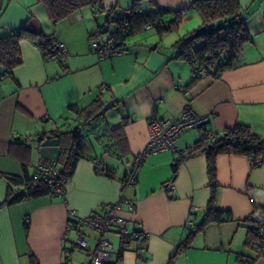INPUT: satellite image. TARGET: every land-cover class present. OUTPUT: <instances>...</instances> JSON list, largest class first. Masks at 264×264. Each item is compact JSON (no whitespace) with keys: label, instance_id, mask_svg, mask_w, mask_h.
<instances>
[{"label":"crops","instance_id":"0c3cea01","mask_svg":"<svg viewBox=\"0 0 264 264\" xmlns=\"http://www.w3.org/2000/svg\"><path fill=\"white\" fill-rule=\"evenodd\" d=\"M139 1L143 11L179 10L176 35L143 36L154 30L146 29L124 39L126 53L101 58L91 43L114 32L105 14L109 10L126 14L132 0H90L56 24L43 0H0V36L29 23L37 34L63 41L67 50V57L46 60L39 39L23 38L18 43L20 64L6 72L0 63V264H33L30 255L37 264H82L95 247L96 233L83 227L88 245L75 248L79 235L75 224L91 213L105 214L109 204H117L116 213L130 231L146 235L130 241L120 264H168L205 213L210 196L207 164L204 154L186 158L174 177V153L161 151L147 155L137 166L133 185L122 183L120 177L136 168L135 158L147 141L148 120L174 119L189 106L209 114L213 132L243 124L264 134V0H239L252 42L244 46L234 66L218 77H201L192 86L188 65L174 56L179 38L202 26L191 9L193 0ZM100 29L106 32L99 33ZM96 100L103 105L113 100L121 109L117 123L126 121L129 154L121 160L102 154L101 124L93 120L82 131L91 156L99 160L80 158L63 195L44 194L2 205L8 192L2 175L22 176L21 160L28 161L29 174L51 160L53 153L49 146H40V136L74 128L82 120L73 109ZM198 135L197 128L182 133L176 140L178 150L186 153ZM102 166L113 169L114 178L97 173ZM216 172L215 206L229 211L232 220L210 224L195 234L172 264H264V255L252 249L255 237L247 220L253 206L264 210V164L252 167L246 156L219 155ZM109 236L118 248V236L114 232Z\"/></svg>","mask_w":264,"mask_h":264},{"label":"trees","instance_id":"16d2710c","mask_svg":"<svg viewBox=\"0 0 264 264\" xmlns=\"http://www.w3.org/2000/svg\"><path fill=\"white\" fill-rule=\"evenodd\" d=\"M43 1L53 24L90 4V0ZM191 9L200 17L202 26H206L207 32L199 36H194V32H192L179 38L176 43L177 52L174 57L184 61L192 75L188 86H192L202 77L199 73L201 69H206V75L208 76L218 77L224 70L232 68L244 46L252 42V35L241 18L242 8L239 0H193ZM181 17L179 10L161 11L154 7L150 11H143L142 3L139 0H132L131 6L126 9L124 15H119L113 10L108 11V22H115L114 33H117L123 45L126 37L145 30L147 24H153V28L160 37L165 33L176 31L181 22ZM159 21L162 24H159ZM104 32L106 31L101 29L99 31V33ZM23 38L39 39V46L43 52L53 43L52 40L37 34L29 23H25L16 29H12L8 34L0 36V63L4 66L6 72H10L13 67L20 64L18 43ZM102 106L103 103L96 100L84 108H74L73 112L77 118L82 120L79 124L74 128L64 127L56 131L43 133L40 136V146H49L53 153L51 160L56 161L58 167L57 180L62 186H65L73 175L76 162L80 158L89 157L99 160L98 157L91 156V146L82 130L84 126L89 125L97 118L95 115ZM125 124L126 121L123 118L119 123L110 127L106 140L101 141L103 144L102 154L117 160H121L129 154L128 143L123 131ZM197 129L199 130L197 139L193 141L186 153H182L179 159L174 160L172 164L173 176H176L184 159L197 154H204L210 196L201 221L178 244L176 254L188 248L195 234L203 232L208 225L232 220L229 211L217 209L215 206L218 189L217 157L219 155H243L250 160L252 167L264 164V134L254 132L247 125L235 124L224 128L220 132H213L208 120L206 123L199 125ZM46 139L48 140L45 142ZM25 150L26 154L29 155L28 149ZM135 164L136 160L134 167ZM21 165L23 168L22 176L2 175L8 183L7 196L2 205H10L44 194L56 196L43 177L38 176L36 172L28 173V161L21 160ZM96 172L108 178H114L115 176V171L108 167L102 166L101 169H96ZM131 172L133 170L120 177L122 183H126V179ZM25 230H28L27 221L25 222ZM251 230L254 233L252 228ZM254 237L252 245L256 242L255 233ZM130 241L132 240L128 239L125 242L126 246ZM124 248L125 246L120 248L118 258H120ZM175 255L169 259L168 264L173 263ZM30 259L33 264H37L32 255H30Z\"/></svg>","mask_w":264,"mask_h":264},{"label":"built area","instance_id":"2783aa9c","mask_svg":"<svg viewBox=\"0 0 264 264\" xmlns=\"http://www.w3.org/2000/svg\"><path fill=\"white\" fill-rule=\"evenodd\" d=\"M159 24H162V22L159 21ZM153 27V24H147L145 30ZM91 50L101 58L118 56L127 52L123 43L119 40V36L114 32L102 39L92 41ZM43 56L46 60L57 59L61 56L67 57L65 43L58 38H54L52 45L43 52ZM199 73L202 77L206 76V69H201ZM208 120L209 114H199L189 106H186L174 119L152 116L148 120L147 141L142 151L136 156V168L128 175L125 185H133L136 182L137 166L149 154L171 151L174 153V160L179 159L182 156V152L177 148V137L185 131L196 129ZM35 172L48 183L52 193L55 195L64 194V186L57 180L58 167L56 161L49 160L47 163L39 164ZM167 186L170 189L173 188L172 183ZM117 208V204H109L106 205L105 214L91 213L77 220L75 227L78 229L79 235L73 247L78 249L87 247L88 237L84 232H81L83 227L96 233L95 247L87 251L86 260L82 264H120L118 254L120 248L126 247L125 242L128 239L141 240L146 236L138 231H130L127 227V221L117 215ZM129 210H134L133 204H129ZM247 220L256 236V242L252 245V249L256 255H264V211L258 206H253ZM70 227L71 225L68 223L66 231H69ZM111 232H114L119 238L118 248L115 247L109 236Z\"/></svg>","mask_w":264,"mask_h":264},{"label":"rangeland","instance_id":"374dc122","mask_svg":"<svg viewBox=\"0 0 264 264\" xmlns=\"http://www.w3.org/2000/svg\"><path fill=\"white\" fill-rule=\"evenodd\" d=\"M111 24L113 25V28L115 29V27H116L115 22H112ZM144 31H146V30H143V31H141L139 33H143ZM139 33H137V34H139ZM153 33H156L155 29L145 32L143 34V36L153 35ZM171 33H172L173 36L176 35L175 34L176 32H174V31L168 32L167 34L169 35ZM120 111H121V109L119 107L114 106V107H111L110 109H108L103 115L98 116L96 118L97 120L95 119L96 123L100 122V124H101L102 135H101L100 139H102L103 141L106 140V137H107V135L109 133V129H110L111 125L116 124L120 120V118H119ZM92 125H93V123H92ZM93 126H96V125L94 124ZM87 135H89V133ZM92 140H94V139L92 138ZM94 143L98 144V142H94ZM97 146H99V145H97ZM99 147H101V146H99ZM44 153L48 154L49 150H46Z\"/></svg>","mask_w":264,"mask_h":264},{"label":"water","instance_id":"95a60500","mask_svg":"<svg viewBox=\"0 0 264 264\" xmlns=\"http://www.w3.org/2000/svg\"><path fill=\"white\" fill-rule=\"evenodd\" d=\"M108 14H105V17H107ZM207 32V28L206 26H201L200 28H198L195 32H194V36H199L202 35L204 33ZM115 105L113 100H109L107 101L102 107L101 109L96 113V116L99 115H103L108 109H110L111 107H113Z\"/></svg>","mask_w":264,"mask_h":264}]
</instances>
